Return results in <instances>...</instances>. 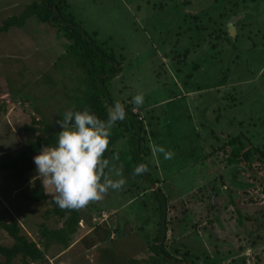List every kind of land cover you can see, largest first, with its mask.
<instances>
[{
	"label": "rangeland",
	"instance_id": "1",
	"mask_svg": "<svg viewBox=\"0 0 264 264\" xmlns=\"http://www.w3.org/2000/svg\"><path fill=\"white\" fill-rule=\"evenodd\" d=\"M31 1L0 0V22ZM66 11L119 62V73L106 86L116 102L132 105L142 120L143 144L151 149L147 169L168 205V251L194 264H264V228L257 213L263 204L244 202L257 194L251 172L232 171L214 152L238 134L243 147L264 143V0H66ZM226 25L237 41L232 35L214 38ZM66 44L55 27L34 17L0 33V93H5L0 105L11 108L6 116L0 113V153L21 147L30 134L20 127L38 115L51 124L55 144L61 131L56 121L76 108L82 77ZM137 94L143 95L139 108L132 103ZM122 141L111 149L126 148ZM153 146L171 152V158ZM120 169L123 188L130 194L147 189V194L129 206L122 205L125 197L110 202L126 206L119 215L150 234L159 213L149 185ZM36 176L35 163L25 184L0 172V221H16L34 241L43 224L50 228L61 222L45 214L47 201L27 202ZM52 191L45 188L47 197ZM10 243L0 230V244ZM11 264L24 263L16 258Z\"/></svg>",
	"mask_w": 264,
	"mask_h": 264
},
{
	"label": "trees",
	"instance_id": "2",
	"mask_svg": "<svg viewBox=\"0 0 264 264\" xmlns=\"http://www.w3.org/2000/svg\"><path fill=\"white\" fill-rule=\"evenodd\" d=\"M29 17H34L39 22L55 27L67 41L66 51L72 54L82 73L80 88L76 97L74 96L78 102L75 110L88 108L100 119L107 120V113L116 101L112 98L106 84L111 77L117 75L120 71L119 62L114 57L111 49L106 48L102 42L96 41L94 36L87 33L74 20L66 11V0H32L18 14L10 15L0 22V33L6 32L11 27H21ZM216 32H218V35L214 36L215 39L223 40L226 35L228 36L227 32L222 31L220 28L216 29ZM262 36L264 38V34ZM236 39H238V35L234 34L232 41H237ZM82 84L83 86H81ZM124 107L127 113L126 118L123 121H117L112 127L110 144L104 154L105 158L112 159L115 154H118L119 159L115 160L117 162L116 167L122 168L125 175L134 179L142 178L147 185H153L157 180L150 178L148 169L142 174H134L137 165L144 164L148 166L145 157L150 150L149 147L143 144L145 139L142 136L144 134L142 120L137 119V114L132 112V105L127 104ZM1 110L2 105H0V112ZM20 129L29 132L30 138L26 139L25 143L15 152L3 151L0 153V172L15 183L25 184L28 181V176L34 172L33 157L40 152L42 147L53 145L55 135L51 131V124L44 121V115H38V118L30 117L29 123L23 124ZM119 141L124 142L126 148L112 150L111 146ZM228 146L229 152H226ZM263 149L264 143L261 146L249 145L243 147V142L238 134L224 140L214 152L221 156L219 161L229 165L228 168H231L232 171L250 170V180H252V184H256L252 187H255L257 194H251L244 199V202L251 205L263 204L257 213L262 217L261 227L264 228ZM252 156H255L254 159H252ZM233 162L241 163V165L233 164ZM253 170H257L261 175H256ZM32 180L33 185L30 192L25 196L27 202L34 204L47 201L50 207L44 211L45 214L62 218V226L57 229H49L43 224L39 235L45 242L44 245L40 246L21 231L20 225L16 221H0V230L4 231L11 239L9 245L0 244L2 264H11L12 260L16 258L24 264L44 260L45 248L50 240H54L61 248H64L67 245L68 235L73 232L77 225L78 211L62 210L55 203L53 197L48 198L45 195L41 181L35 177ZM217 180L222 182V176L220 175ZM131 185H134V183L132 182ZM243 192L245 193V191ZM149 195L155 203L154 209L159 213L155 235L147 247L152 252L149 263L194 264L178 259L172 254L174 249L168 251L166 233L169 220L166 217L168 207L166 196L158 185L150 190ZM247 218L255 219L254 217ZM187 251L185 250V252ZM128 262L133 264L136 261L131 259Z\"/></svg>",
	"mask_w": 264,
	"mask_h": 264
},
{
	"label": "clouds",
	"instance_id": "3",
	"mask_svg": "<svg viewBox=\"0 0 264 264\" xmlns=\"http://www.w3.org/2000/svg\"><path fill=\"white\" fill-rule=\"evenodd\" d=\"M132 103L139 108L143 95L137 94ZM126 110L119 101L109 109L107 120H102L88 108L69 109L56 123L60 126L54 145L42 147L33 157L38 178L47 189L52 188L55 203L62 210H81L90 203L99 202L108 191L121 190L126 180L105 153L110 144L111 129L117 121L126 118ZM153 151L172 156L163 147L153 146ZM118 160L119 155L112 158ZM147 171L139 164L134 174ZM115 177V178H114Z\"/></svg>",
	"mask_w": 264,
	"mask_h": 264
},
{
	"label": "crops",
	"instance_id": "4",
	"mask_svg": "<svg viewBox=\"0 0 264 264\" xmlns=\"http://www.w3.org/2000/svg\"><path fill=\"white\" fill-rule=\"evenodd\" d=\"M9 110H11L10 107H2L1 112L6 116L9 114ZM35 178L39 179L38 176ZM159 181H164V179H159ZM42 187L45 193L43 184ZM153 187L154 184L149 185L150 190ZM128 193L129 190L126 188L117 191L110 189L99 202L90 203L87 207L78 210V222L73 232L68 235L67 245L61 248L57 242L50 240L45 248L44 260L32 263L40 264L46 258L48 264H122V261H129L131 259L136 261L133 264H150L149 260L152 252L147 247L152 242L156 228L155 230H151L150 234H147L136 222H129L127 217L122 213L119 215L121 208L129 206L139 195L147 194V189L136 194L129 193L128 195ZM45 195L47 196L46 193ZM114 197H125L124 199L126 200L122 205L126 206L121 205L119 208L112 206L113 202H110V199ZM48 216V218L55 217ZM55 218L61 219V222L58 223L57 221L49 229H57L62 226V218ZM151 218L150 216L148 220L152 222ZM140 219L144 221L140 223H146L147 218L145 220ZM157 219L155 220V225ZM139 230H143L144 233H137ZM167 235L168 233H166V237ZM35 242L42 246L45 241L39 235Z\"/></svg>",
	"mask_w": 264,
	"mask_h": 264
},
{
	"label": "flooded vegetation",
	"instance_id": "5",
	"mask_svg": "<svg viewBox=\"0 0 264 264\" xmlns=\"http://www.w3.org/2000/svg\"><path fill=\"white\" fill-rule=\"evenodd\" d=\"M226 28H227V29H226V31H224V32H227V34H228L229 36H230V35L233 36L234 34L230 33L231 31L228 30L229 26L226 25ZM222 31H223V30H222ZM217 33H218V32H217ZM235 34L237 35V33H235ZM224 40H225V39H223V41H224Z\"/></svg>",
	"mask_w": 264,
	"mask_h": 264
}]
</instances>
